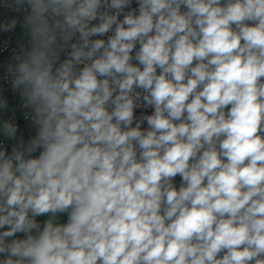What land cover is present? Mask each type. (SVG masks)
Wrapping results in <instances>:
<instances>
[{
  "label": "clouds",
  "instance_id": "clouds-1",
  "mask_svg": "<svg viewBox=\"0 0 264 264\" xmlns=\"http://www.w3.org/2000/svg\"><path fill=\"white\" fill-rule=\"evenodd\" d=\"M0 264H264V0H0Z\"/></svg>",
  "mask_w": 264,
  "mask_h": 264
}]
</instances>
